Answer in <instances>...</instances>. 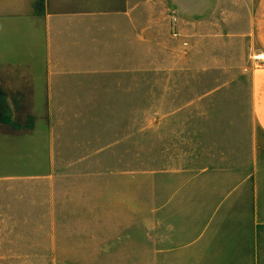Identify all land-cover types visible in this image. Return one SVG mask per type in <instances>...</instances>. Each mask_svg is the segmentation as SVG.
<instances>
[{
  "label": "crops",
  "instance_id": "obj_1",
  "mask_svg": "<svg viewBox=\"0 0 264 264\" xmlns=\"http://www.w3.org/2000/svg\"><path fill=\"white\" fill-rule=\"evenodd\" d=\"M168 10L191 25L176 56L189 46L206 81H175L191 95L159 114L152 255L264 264V0H0V183L133 162L136 25Z\"/></svg>",
  "mask_w": 264,
  "mask_h": 264
},
{
  "label": "rangeland",
  "instance_id": "obj_2",
  "mask_svg": "<svg viewBox=\"0 0 264 264\" xmlns=\"http://www.w3.org/2000/svg\"><path fill=\"white\" fill-rule=\"evenodd\" d=\"M170 15L136 25L133 162L108 152L97 171L67 167L49 181L0 183V264H158L159 114L191 95L175 81H206L187 69L189 46L176 56L175 29L186 38L191 25L175 26Z\"/></svg>",
  "mask_w": 264,
  "mask_h": 264
},
{
  "label": "built area",
  "instance_id": "obj_3",
  "mask_svg": "<svg viewBox=\"0 0 264 264\" xmlns=\"http://www.w3.org/2000/svg\"><path fill=\"white\" fill-rule=\"evenodd\" d=\"M256 59L259 61H264V54L256 56Z\"/></svg>",
  "mask_w": 264,
  "mask_h": 264
}]
</instances>
